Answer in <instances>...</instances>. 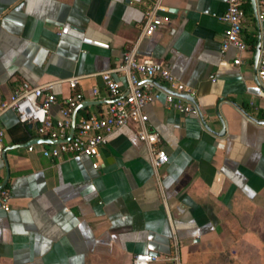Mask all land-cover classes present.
I'll list each match as a JSON object with an SVG mask.
<instances>
[{
    "label": "crops",
    "instance_id": "1",
    "mask_svg": "<svg viewBox=\"0 0 264 264\" xmlns=\"http://www.w3.org/2000/svg\"><path fill=\"white\" fill-rule=\"evenodd\" d=\"M242 1L247 48L220 55L224 0H163L166 22L139 41L150 0H0V102L22 82L52 83L58 101L83 96L75 122L98 116L111 102L99 74L134 48L136 61L166 65L198 110L184 116L162 100L144 108L167 155L156 170L132 125L114 130L96 159L52 161L40 150L53 144L5 112L0 185L6 178L10 199L0 210V264H131L144 254L148 264H264V101L253 96L260 0L254 9ZM65 24L108 48L58 36ZM111 77L125 88L121 73Z\"/></svg>",
    "mask_w": 264,
    "mask_h": 264
},
{
    "label": "built area",
    "instance_id": "2",
    "mask_svg": "<svg viewBox=\"0 0 264 264\" xmlns=\"http://www.w3.org/2000/svg\"><path fill=\"white\" fill-rule=\"evenodd\" d=\"M225 10L218 17L224 24L225 30L220 44L219 53L222 55L229 48L236 54L244 52L247 48L240 38L241 27L244 22L243 1L224 0ZM163 0H150L149 5L143 12L142 24L138 33L137 41L150 37L162 22H166L163 13ZM256 22L259 26L257 33V58L254 63V78L256 87L253 96L264 101V0L256 5ZM69 36L79 41L81 45L92 46L106 50L107 44L92 40L84 34L65 24L58 32V36ZM237 66L239 58L233 60ZM114 72L121 73L125 78V88L121 89L111 77ZM102 86L107 92L111 102L104 112L98 116L88 115L74 122L73 131L69 139L71 115L77 105L83 100L80 93H74L66 98L57 100L52 93V83L41 86H30L22 82L15 88L7 101L0 102V117L7 111L14 114L17 122L21 125H29L35 134L43 139L56 141V144L40 150V155L48 160L60 161L62 158L86 156L96 159L99 149L106 145L108 136L116 129L132 125L135 129L136 138L144 144L147 158L153 170L163 166L167 162V155L158 147L159 139L156 133L147 127V117L144 108L162 100V103L170 110L184 115L198 117L195 106L182 97L173 94L182 93L184 87L177 82L169 73L166 65L151 59L136 61L134 48L129 49L122 55L119 66L103 71L99 74ZM159 79L168 85V91L160 89L154 80ZM213 81V78H210ZM67 86L74 89L77 80H67ZM91 96L97 95V89L93 88ZM251 105V104H250ZM57 107V116H49V108ZM2 132L0 131V138ZM67 139V140H66ZM28 152L32 147L27 148ZM92 163V167H96ZM10 193L8 189H0V210L9 209ZM153 258L148 255L134 256L131 264H148Z\"/></svg>",
    "mask_w": 264,
    "mask_h": 264
},
{
    "label": "water",
    "instance_id": "3",
    "mask_svg": "<svg viewBox=\"0 0 264 264\" xmlns=\"http://www.w3.org/2000/svg\"><path fill=\"white\" fill-rule=\"evenodd\" d=\"M250 5L252 6V8L254 9V0H250ZM257 49H258V47L256 46V48H255V52H254V63H255V61H256V58H257ZM160 89H162V90H164V91H167V92H170V91H168L166 88H164V87H161V86H158ZM171 93V92H170ZM174 94V93H173ZM175 95H178V96H180V97H184L182 94H175ZM76 108H75V110L73 111V113H72V115H71V122H70V129H69V134H68V136H67V139H69L70 138V136H71V134H72V131H73V126H74V122H75V112H76ZM66 139V140H67ZM44 142H48V143H50V144H56L57 142L56 141H44ZM31 145V143L30 142H28V143H26L24 146L25 147H29ZM5 183H6V178H5V180L3 181V183L0 185V189L1 188H3L4 187V185H5Z\"/></svg>",
    "mask_w": 264,
    "mask_h": 264
}]
</instances>
